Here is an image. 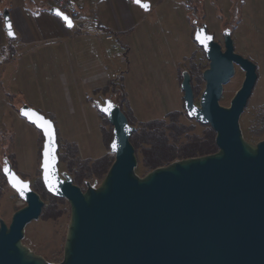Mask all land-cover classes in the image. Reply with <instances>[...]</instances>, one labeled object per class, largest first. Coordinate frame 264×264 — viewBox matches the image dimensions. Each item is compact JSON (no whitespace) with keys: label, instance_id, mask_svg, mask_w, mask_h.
<instances>
[{"label":"water","instance_id":"water-1","mask_svg":"<svg viewBox=\"0 0 264 264\" xmlns=\"http://www.w3.org/2000/svg\"><path fill=\"white\" fill-rule=\"evenodd\" d=\"M133 2L149 9L146 1ZM8 12L3 9V28L7 39L14 40ZM50 12L72 28V21L57 8ZM193 24V40L209 63L202 72L205 87L198 104L190 73H181L182 105L188 119L209 125L215 132L217 151L137 175L131 142L135 127L108 96L103 102L95 101V106L112 126L109 150L114 160L98 185L86 182L82 190L69 174L59 175L54 121L22 103L19 115L43 137V186L69 203L70 218L60 262L50 263L31 251L22 237L27 223L41 214L44 202L30 181L3 158L2 174L25 205L12 214L9 224L0 218V264H264V138L252 144L239 126L257 79V66L235 52L230 29L222 32V46L205 22L194 20ZM236 65L244 71V79L229 107H224L219 99ZM17 180L27 184L23 194L19 183L14 186Z\"/></svg>","mask_w":264,"mask_h":264},{"label":"crops","instance_id":"crops-1","mask_svg":"<svg viewBox=\"0 0 264 264\" xmlns=\"http://www.w3.org/2000/svg\"><path fill=\"white\" fill-rule=\"evenodd\" d=\"M143 1L149 3L148 10L133 0H85L83 14L94 16L93 25L102 31L101 36H93L79 35L68 28L60 17L50 12L53 6L44 0H0V122L5 114L11 116V121L0 123V135L9 133L13 145L12 112L19 115V106L26 103L49 116L56 130L69 136L75 146L80 144L89 157L95 160L106 157L109 153L97 122L95 101L109 95L96 92L111 81H119L122 94L133 105L147 102L148 92L154 94L157 90L165 98L169 88L180 86L181 72L176 63L164 67L167 61L162 57L163 48L170 51L166 38L163 41L168 31L163 25L173 24L175 9L183 10V19L191 26L195 19L198 23L205 22L209 30L211 23L221 24L223 28L230 23L224 19L223 10L215 9L210 0ZM239 1L236 8L229 10L235 25L247 15L245 7L250 6L255 13L257 2L264 0H244L241 5ZM2 8L9 10L16 33L14 40L6 37ZM197 8L204 21L195 17ZM177 21L187 38L188 27L180 16ZM232 28L228 27L230 31ZM174 40L177 42L176 37ZM132 86L152 90L133 92ZM16 101L20 105L13 103ZM24 150L18 164L29 166L33 160L30 144L26 143ZM8 159L22 175L15 160Z\"/></svg>","mask_w":264,"mask_h":264},{"label":"rangeland","instance_id":"rangeland-1","mask_svg":"<svg viewBox=\"0 0 264 264\" xmlns=\"http://www.w3.org/2000/svg\"><path fill=\"white\" fill-rule=\"evenodd\" d=\"M243 1L244 0H240L239 5H241ZM209 3H212V6H214L215 9L220 8L223 10L225 13L224 19L230 22L224 24L227 25L225 27H233L231 30V38L233 40L235 52L251 60L257 66V79L252 94L249 97L243 112L239 116V126L243 137L248 142L255 144L264 138V13L262 12L264 11V8L262 9V7H264V1L257 2L256 7L258 10L255 9L259 12L258 15L256 14V10L255 13L251 12L250 6L245 7V10H248L247 15L244 18L242 17L243 19L241 22H238L236 25L231 22L229 10L231 8H236L237 0H210ZM177 9L172 12L173 24L163 25V28L168 30L167 33L164 34L165 37H163V41L166 38L165 41L170 45V51L163 48L162 57L164 61H167L164 62V67L176 63L175 65L179 68V72L182 73L183 71H188L190 73L191 83L194 90V102L198 104L200 95L205 87L202 72L208 68L209 62H207L208 60L206 59L202 48H200L193 40V26L183 19V10H181V8ZM196 11L197 14H195V17H199L198 19L200 21H204V18H201L200 9L197 8ZM177 16H180L188 27L187 38L182 33L181 24L177 21ZM220 25L221 24L218 23H211V30H209V27L208 30L213 34L215 41L223 46V35L221 32L227 28L220 27ZM175 37L177 38V42L174 40ZM118 77L119 76L116 78L117 80ZM243 79L244 71L236 65L233 76L223 85L222 95L219 99V104L221 106L229 107L230 101L238 88H240ZM178 82H181L180 77ZM115 84L117 86L116 92L113 93L114 96L112 98L115 102L121 105L123 112L128 117L132 126L135 127L134 131L140 132L143 123L154 119H165L167 113L176 111L180 113L179 121L184 125L191 127L189 134H195L203 138V140H206V142L213 141L215 146V132H213L210 126L200 124L196 119H188L182 105L183 92L180 91L179 84L173 89L169 88V92L168 94L166 93L165 98L161 95L159 96L156 90L154 94L148 92L147 102L133 105L128 103L125 94H121V92L118 91V86H121L123 90L122 83L115 80ZM131 89L133 92L143 91V89L147 91L149 89L152 90L150 87L143 86H132ZM153 89H156V87H153ZM161 89L164 90V88ZM98 100L103 102V99L101 98H98ZM17 102L19 101L13 103L20 105V102ZM12 113V118L14 120V129L12 130V132L14 131L13 145L12 136L9 133L0 135V218L9 224L12 214L25 205V202L16 196V192L8 185L6 178L1 171L3 165L2 159L10 157L11 160H15L16 168L22 174H19L20 177L30 181L31 188L40 195L44 202L39 217L30 223H27L22 242L28 246L31 251L42 256L48 262L58 263L63 257V245L70 218V206L64 198H57L49 194L43 186L40 169L43 143L41 133L33 125L26 123V120L18 115L16 111ZM46 117L50 118L49 116ZM9 121H11V116L7 113L0 123H7ZM97 122H99L102 139L107 152L109 153L106 157L108 158V161L113 162L114 155L111 154L109 150L112 126L99 111ZM3 128L5 127L3 126ZM58 131L56 138L58 141L57 154L59 162L57 166L59 169V175L63 177V174L67 173L73 179L74 172L86 169V165L90 164L89 162L94 161L95 158L89 157L87 151H84L80 144L76 145L77 151L73 147H69V136ZM139 136L140 135L137 134L138 138H134L135 142L140 140ZM132 141L133 138L131 139V142ZM26 143L30 144V150H32L33 153V160L29 166L21 165V163L18 164L20 162V155H24L25 153L24 148ZM140 150L135 151L137 157L135 172L139 176H144L151 170L142 165ZM11 155L14 156L11 158ZM94 157H96V155ZM102 179L90 178L89 182L90 184L96 183V185H98ZM73 183L76 184L75 182ZM76 185L82 190H86L84 184Z\"/></svg>","mask_w":264,"mask_h":264},{"label":"trees","instance_id":"trees-1","mask_svg":"<svg viewBox=\"0 0 264 264\" xmlns=\"http://www.w3.org/2000/svg\"><path fill=\"white\" fill-rule=\"evenodd\" d=\"M116 87L115 81H111L96 93H101L102 95L108 93L107 95L113 97ZM118 87V91L122 94L121 86ZM179 116V112H169L166 114L165 119L147 121L143 123L140 132L134 131L132 133V143L135 151L141 149V163L144 167L153 170L157 167L165 166L176 159L197 157L216 151L213 141L206 142V140L195 134H189L191 127L181 123ZM137 134L140 135V140L135 142L134 138L137 137ZM69 147H73L77 151L75 144L69 143ZM89 163L86 165V169L74 172L73 182L86 186V182H89L90 178L102 179L113 162L108 161L107 157H102Z\"/></svg>","mask_w":264,"mask_h":264},{"label":"built area","instance_id":"built-area-1","mask_svg":"<svg viewBox=\"0 0 264 264\" xmlns=\"http://www.w3.org/2000/svg\"><path fill=\"white\" fill-rule=\"evenodd\" d=\"M46 3L57 8L72 21V30L79 35L93 34L102 35V31L94 25V16H86L82 12L85 0H44ZM94 24V25H93ZM93 26V28H92Z\"/></svg>","mask_w":264,"mask_h":264},{"label":"snow or ice","instance_id":"snow-or-ice-1","mask_svg":"<svg viewBox=\"0 0 264 264\" xmlns=\"http://www.w3.org/2000/svg\"><path fill=\"white\" fill-rule=\"evenodd\" d=\"M137 3H140V0H136ZM145 7H147V5H144ZM58 15H61V13H57ZM65 19H67V17H65ZM69 26H71L69 24ZM10 27V26H9ZM13 33L11 32V30L9 31V35H12ZM29 113L25 112V115H28ZM43 127V125H41ZM46 132H47V129H45ZM113 148H115V143H113ZM45 156L47 157L48 156V152L47 150L45 151ZM45 179L47 180L48 179V174H47V168H48V161L46 160L45 161ZM5 171H8L7 168H5ZM15 183H19L20 184V189H21V194H23V190L27 188V184L26 183H23L21 181H15L14 182V186H15ZM49 187H51V184H49Z\"/></svg>","mask_w":264,"mask_h":264},{"label":"flooded vegetation","instance_id":"flooded-vegetation-1","mask_svg":"<svg viewBox=\"0 0 264 264\" xmlns=\"http://www.w3.org/2000/svg\"><path fill=\"white\" fill-rule=\"evenodd\" d=\"M201 23H202V22H200V23H198V24H201ZM193 26L195 27V25H193ZM223 31H224V30H223ZM223 31H222V32H223ZM222 32H221V33H222Z\"/></svg>","mask_w":264,"mask_h":264}]
</instances>
